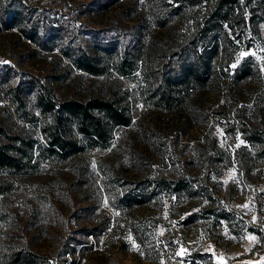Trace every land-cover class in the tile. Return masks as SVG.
<instances>
[{
  "label": "rangeland",
  "instance_id": "rangeland-1",
  "mask_svg": "<svg viewBox=\"0 0 264 264\" xmlns=\"http://www.w3.org/2000/svg\"><path fill=\"white\" fill-rule=\"evenodd\" d=\"M226 1L219 12V0H0V125L38 139L39 153V123L7 92L31 78L61 95L115 93L132 117L35 172L0 168L3 244L41 264H264V0ZM9 5L57 36L44 30L41 44L6 27ZM69 41L110 64L134 49L138 68L88 74L62 54ZM184 49L208 67L164 97V74L192 61Z\"/></svg>",
  "mask_w": 264,
  "mask_h": 264
},
{
  "label": "trees",
  "instance_id": "trees-1",
  "mask_svg": "<svg viewBox=\"0 0 264 264\" xmlns=\"http://www.w3.org/2000/svg\"><path fill=\"white\" fill-rule=\"evenodd\" d=\"M226 2L219 0L217 5L219 12L227 10ZM2 8L1 18L6 27L18 25L28 38L40 41L41 44H45V38L42 36L44 30H47V33L51 31L49 35L57 36L51 23H40L39 18L33 16L32 9L26 10L22 5ZM115 47L116 45L112 44L105 46V49ZM60 48L70 64H73L72 66L88 74L101 75L113 67L120 75H127L138 68L139 57L135 55L134 49L126 48L119 59L110 64L103 62L99 54L81 44H73L69 41ZM184 51L190 54L192 61L186 62L184 57L186 54H183L179 72L176 70L175 73L164 74L165 85L157 87L164 97H169L170 84L189 73L191 76L201 77L208 67L207 58L198 59L194 51V56L192 51L187 49ZM169 70L174 71V68ZM7 92L16 105L19 117L39 123L44 139V142L39 144V153L34 155V147L38 139L24 132H12L0 125V168L15 173L35 172L40 161H43L41 158L45 156L67 158L84 149L86 141L90 145L105 144L113 137L116 126L128 125L132 119L129 106L123 102L124 97L116 96L111 92L107 95L91 94L87 97L61 95L55 88L33 78L21 80L16 85L7 87ZM28 102L32 103L33 107L28 108ZM36 110H39L40 115L36 114ZM9 189L7 183L0 181V194L8 192ZM0 250H2L0 257L4 258L5 264H41L42 262L41 256L35 251L16 243L3 244V239H0Z\"/></svg>",
  "mask_w": 264,
  "mask_h": 264
}]
</instances>
